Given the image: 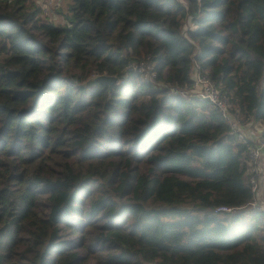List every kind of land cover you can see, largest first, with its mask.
Masks as SVG:
<instances>
[{"label":"trees","instance_id":"16d2710c","mask_svg":"<svg viewBox=\"0 0 264 264\" xmlns=\"http://www.w3.org/2000/svg\"><path fill=\"white\" fill-rule=\"evenodd\" d=\"M51 7L0 0V264H264L254 141L185 94L196 60L264 138V0Z\"/></svg>","mask_w":264,"mask_h":264},{"label":"built area","instance_id":"2783aa9c","mask_svg":"<svg viewBox=\"0 0 264 264\" xmlns=\"http://www.w3.org/2000/svg\"><path fill=\"white\" fill-rule=\"evenodd\" d=\"M45 7L46 12L49 11L50 5L54 0H39ZM128 69L139 72L143 75L145 81L152 82L154 85H160L157 82L156 65L144 60L130 61ZM189 98H198L207 100L217 108L220 113L228 120L233 132L238 133L239 138L243 142L251 140L243 129L244 124H240L239 120L231 113V103L228 96L222 91L210 74L202 69L201 64L194 60L192 69V80L190 87L185 92ZM263 158H264V138L262 132L258 139L254 141L249 152V183L251 185L253 199L249 206L254 211H264V200L262 195V173H263ZM234 207L221 205L216 208V212H231Z\"/></svg>","mask_w":264,"mask_h":264},{"label":"water","instance_id":"95a60500","mask_svg":"<svg viewBox=\"0 0 264 264\" xmlns=\"http://www.w3.org/2000/svg\"><path fill=\"white\" fill-rule=\"evenodd\" d=\"M98 82L105 83L109 86L110 95L112 94L114 87L119 83V78L116 75H109V74H97L93 75L85 82H83L82 86H94Z\"/></svg>","mask_w":264,"mask_h":264},{"label":"crops","instance_id":"0c3cea01","mask_svg":"<svg viewBox=\"0 0 264 264\" xmlns=\"http://www.w3.org/2000/svg\"><path fill=\"white\" fill-rule=\"evenodd\" d=\"M243 129L245 133L249 136V138L253 141H256L260 136L261 132L263 131V125L261 122H249L243 125ZM263 173H262V195L264 200V158H263Z\"/></svg>","mask_w":264,"mask_h":264},{"label":"rangeland","instance_id":"374dc122","mask_svg":"<svg viewBox=\"0 0 264 264\" xmlns=\"http://www.w3.org/2000/svg\"><path fill=\"white\" fill-rule=\"evenodd\" d=\"M36 2H39V4H41L42 6H43V8H45L44 7V5L39 1V0H35ZM57 2V0H54V3H56ZM53 3V4H54ZM52 5H50V8H49V11L48 12H45V15L47 16H49V17H55V15H54V13H52V7H51ZM45 11V10H44Z\"/></svg>","mask_w":264,"mask_h":264}]
</instances>
